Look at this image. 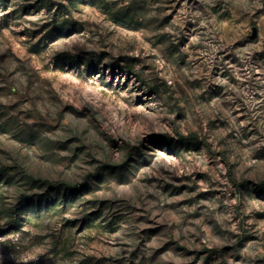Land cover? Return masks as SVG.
Instances as JSON below:
<instances>
[{
    "label": "rangeland",
    "instance_id": "rangeland-1",
    "mask_svg": "<svg viewBox=\"0 0 264 264\" xmlns=\"http://www.w3.org/2000/svg\"><path fill=\"white\" fill-rule=\"evenodd\" d=\"M0 264H264V0H4Z\"/></svg>",
    "mask_w": 264,
    "mask_h": 264
},
{
    "label": "trees",
    "instance_id": "trees-1",
    "mask_svg": "<svg viewBox=\"0 0 264 264\" xmlns=\"http://www.w3.org/2000/svg\"><path fill=\"white\" fill-rule=\"evenodd\" d=\"M0 5H3L4 6V0H0ZM65 31H69V29L68 28H66V27H61V26H59V27H54V28H52V30L50 31V33H52V32H56V33H59V32H65ZM62 185V184H61Z\"/></svg>",
    "mask_w": 264,
    "mask_h": 264
}]
</instances>
